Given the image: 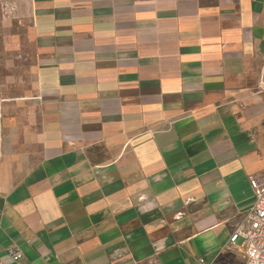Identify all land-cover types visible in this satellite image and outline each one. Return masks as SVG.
<instances>
[{"label": "crops", "instance_id": "0c3cea01", "mask_svg": "<svg viewBox=\"0 0 264 264\" xmlns=\"http://www.w3.org/2000/svg\"><path fill=\"white\" fill-rule=\"evenodd\" d=\"M261 174L264 0H0V264H243Z\"/></svg>", "mask_w": 264, "mask_h": 264}, {"label": "built area", "instance_id": "2783aa9c", "mask_svg": "<svg viewBox=\"0 0 264 264\" xmlns=\"http://www.w3.org/2000/svg\"><path fill=\"white\" fill-rule=\"evenodd\" d=\"M254 195V203L248 210L242 223L233 232L228 247L239 243L243 264H264V174L248 177ZM13 261L22 258L18 248L8 249Z\"/></svg>", "mask_w": 264, "mask_h": 264}]
</instances>
